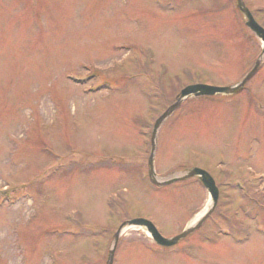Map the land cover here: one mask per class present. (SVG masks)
<instances>
[{"label": "rangeland", "instance_id": "obj_1", "mask_svg": "<svg viewBox=\"0 0 264 264\" xmlns=\"http://www.w3.org/2000/svg\"><path fill=\"white\" fill-rule=\"evenodd\" d=\"M242 1L264 29V0ZM260 55L234 0H0V264H106L131 219L180 234L210 199L195 178L150 184L153 124ZM194 168L212 212L168 249L124 230L112 264H264V57L159 128L155 175Z\"/></svg>", "mask_w": 264, "mask_h": 264}, {"label": "water", "instance_id": "obj_2", "mask_svg": "<svg viewBox=\"0 0 264 264\" xmlns=\"http://www.w3.org/2000/svg\"><path fill=\"white\" fill-rule=\"evenodd\" d=\"M235 5L238 13L244 19V26L246 29L251 32L254 37L261 42V55L259 59L255 62L253 68L246 74L238 83L228 86V87H216V86H209V85H190L184 87L179 94L176 96L175 101L164 111V113L159 116L153 124L151 135H150V155L148 158V179L149 182L157 188L169 186L171 184L189 180L192 178H197L204 189L207 191L210 205L207 207L206 211L202 214V218L206 217L208 214L212 212L215 208L218 200V189L215 186L214 180L211 176L203 170L194 168L190 169L184 173L174 174L168 178H158L153 170V157L156 149V135L161 127V125L166 121V119L176 111L181 103L190 98H199V97H213L217 95L221 96H232L239 91H241L244 85L254 76L257 72L260 64L261 59L264 57V29L257 24L254 20L252 14L247 9L245 4L242 0H235ZM201 221V220H200ZM200 221L194 223L191 226H186L184 230L178 234L177 236L166 239L161 237V235L157 232L156 228L153 224L145 219H131L129 221L123 222L119 228L116 230L114 234V242L112 248L109 251L108 259L106 264L113 263V256L117 246V242L121 236V233L127 229H141L143 230L152 240V242L161 247V248H170L175 246L179 241L185 239L189 236L195 228H197L200 224Z\"/></svg>", "mask_w": 264, "mask_h": 264}, {"label": "bare ground", "instance_id": "obj_3", "mask_svg": "<svg viewBox=\"0 0 264 264\" xmlns=\"http://www.w3.org/2000/svg\"><path fill=\"white\" fill-rule=\"evenodd\" d=\"M205 211H206V209H205L204 211L200 212L198 215H196V216L192 219V221L190 222L189 226H191V225H193L194 223H196L197 220L202 216V214H203Z\"/></svg>", "mask_w": 264, "mask_h": 264}]
</instances>
